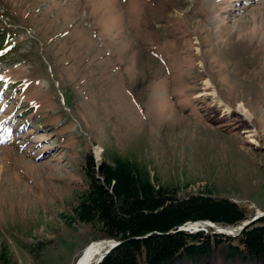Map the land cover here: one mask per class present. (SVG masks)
I'll list each match as a JSON object with an SVG mask.
<instances>
[{
    "label": "rangeland",
    "instance_id": "374dc122",
    "mask_svg": "<svg viewBox=\"0 0 264 264\" xmlns=\"http://www.w3.org/2000/svg\"><path fill=\"white\" fill-rule=\"evenodd\" d=\"M113 153L264 212V0H0V264L103 241L73 208Z\"/></svg>",
    "mask_w": 264,
    "mask_h": 264
},
{
    "label": "trees",
    "instance_id": "16d2710c",
    "mask_svg": "<svg viewBox=\"0 0 264 264\" xmlns=\"http://www.w3.org/2000/svg\"><path fill=\"white\" fill-rule=\"evenodd\" d=\"M84 169L87 187L74 217L94 227L95 240L120 241L98 264H264V216L236 237L178 229L191 220L235 225L249 218L238 202L206 193L180 197L154 183L145 165L116 153L99 163L88 155Z\"/></svg>",
    "mask_w": 264,
    "mask_h": 264
},
{
    "label": "water",
    "instance_id": "95a60500",
    "mask_svg": "<svg viewBox=\"0 0 264 264\" xmlns=\"http://www.w3.org/2000/svg\"><path fill=\"white\" fill-rule=\"evenodd\" d=\"M264 216V212L263 211H258L256 212L253 216L233 225V224H221V223H217V222H213L211 220H195V221H186L184 222L182 225L178 226V229L180 230H187L189 232H196V231H207L204 228H189L188 225H191L189 223H199V222H207V225L210 226L211 228H222L224 231L222 230H215L212 229V233H217V234H222V235H226V236H231V237H236L239 234H241V232L248 226H250L252 223H254L257 219H259L260 217ZM172 229H170L168 232H171ZM152 232L146 233L142 236H140L139 238H143L146 237L148 235H150ZM104 241H106L107 245L106 248L104 249V251H102L99 255H97V257H95L94 261L90 264H98L113 248H115L120 241L117 240H113V239H103Z\"/></svg>",
    "mask_w": 264,
    "mask_h": 264
},
{
    "label": "bare ground",
    "instance_id": "6f19581e",
    "mask_svg": "<svg viewBox=\"0 0 264 264\" xmlns=\"http://www.w3.org/2000/svg\"><path fill=\"white\" fill-rule=\"evenodd\" d=\"M208 83V81H207ZM244 112V111H243ZM191 225H188L189 228H206L210 226L207 225V222H199V223H189ZM191 226H196V227H191ZM200 226V227H198ZM215 229V230H222L224 231L222 228L218 229V228H211ZM206 230V229H205ZM172 232V231H171ZM103 240V239H102ZM107 243L106 241H100V242H90L81 252V254L79 255V257L77 258V260L74 262V264H90L94 261L95 257H97V255H99L102 251H104V249L106 248Z\"/></svg>",
    "mask_w": 264,
    "mask_h": 264
}]
</instances>
